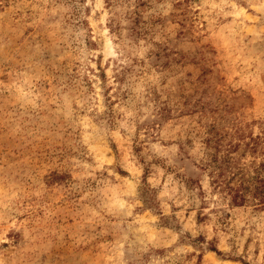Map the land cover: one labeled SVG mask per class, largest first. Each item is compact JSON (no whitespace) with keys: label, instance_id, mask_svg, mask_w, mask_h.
<instances>
[{"label":"rangeland","instance_id":"1","mask_svg":"<svg viewBox=\"0 0 264 264\" xmlns=\"http://www.w3.org/2000/svg\"><path fill=\"white\" fill-rule=\"evenodd\" d=\"M209 124L264 160V0H0V264H264Z\"/></svg>","mask_w":264,"mask_h":264},{"label":"trees","instance_id":"2","mask_svg":"<svg viewBox=\"0 0 264 264\" xmlns=\"http://www.w3.org/2000/svg\"><path fill=\"white\" fill-rule=\"evenodd\" d=\"M204 130L206 135L202 138V143L205 155L197 167L201 174L206 173L213 189H217L224 197L228 196L230 205L252 203L257 206L264 203V173L262 172L264 160L253 165L250 169L232 153L236 151L243 138V133L232 134L231 136H235L234 139L223 141V133L219 132L214 124L207 125ZM258 141V135L250 136L249 140L245 141V146L254 150ZM251 163L253 164V162ZM186 180L190 185L201 186L200 178H187ZM234 180L237 182L234 183ZM140 194L148 205L154 200L152 192L147 186L142 187ZM209 249L219 253L214 245H211Z\"/></svg>","mask_w":264,"mask_h":264}]
</instances>
